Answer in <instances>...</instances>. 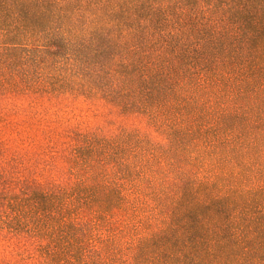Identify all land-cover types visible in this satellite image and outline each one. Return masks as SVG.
I'll return each mask as SVG.
<instances>
[{"label":"trees","instance_id":"trees-1","mask_svg":"<svg viewBox=\"0 0 264 264\" xmlns=\"http://www.w3.org/2000/svg\"><path fill=\"white\" fill-rule=\"evenodd\" d=\"M0 95L168 142L71 132V185L0 196V264H264V0H0Z\"/></svg>","mask_w":264,"mask_h":264},{"label":"rangeland","instance_id":"rangeland-1","mask_svg":"<svg viewBox=\"0 0 264 264\" xmlns=\"http://www.w3.org/2000/svg\"><path fill=\"white\" fill-rule=\"evenodd\" d=\"M32 99L0 95V196L71 185L74 178L65 158L70 156L69 135L74 131L111 138L122 130H137L154 144H168L146 117L122 113L104 101L68 95L33 103ZM50 144L56 146L52 152ZM16 244L0 238V261L11 258Z\"/></svg>","mask_w":264,"mask_h":264}]
</instances>
